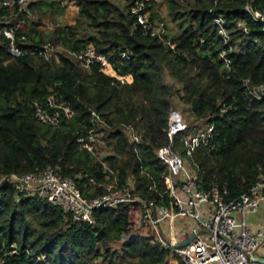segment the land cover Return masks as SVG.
I'll use <instances>...</instances> for the list:
<instances>
[{
  "label": "trees",
  "instance_id": "obj_1",
  "mask_svg": "<svg viewBox=\"0 0 264 264\" xmlns=\"http://www.w3.org/2000/svg\"><path fill=\"white\" fill-rule=\"evenodd\" d=\"M72 1L79 11L76 22L67 25L58 24L66 11L59 0L30 1L27 12L10 21H26L27 40L19 44L35 48L51 42L72 51L92 44L119 74L131 73L132 81L122 83L99 65L84 69L64 52L49 60L39 52L12 57L2 32L11 9L0 0V180L54 166L93 199L108 192L103 172L107 164L117 173L119 192H125L130 181L132 192L157 198L149 185L155 180L165 187L159 175L166 165L155 150L170 143L165 128L176 95L214 130L208 142H201L209 144L199 145L191 155L180 144L175 148L188 164L198 166L206 187L215 182L226 186L227 199L248 192L264 174V96L253 97L249 90L264 84V31L244 7L250 2L264 9V0H164L182 30L163 38L146 35L136 23L130 12L134 0H125V5L114 0ZM149 3L151 8L156 4ZM211 8L224 13L228 22L233 45L229 77ZM46 16L53 29L43 26ZM159 18L153 11L152 19ZM166 74L179 87L168 84ZM52 88L76 111L57 126L41 122L32 106L34 100L44 101ZM91 108L114 125L104 136V148L110 152L102 161L78 141L91 126ZM121 123L136 128L139 153ZM182 137L176 135L173 143H183ZM143 215L141 204L122 202L96 209L94 224L75 222L60 206L26 195L4 180L0 264H185L154 237L139 233Z\"/></svg>",
  "mask_w": 264,
  "mask_h": 264
},
{
  "label": "built area",
  "instance_id": "obj_2",
  "mask_svg": "<svg viewBox=\"0 0 264 264\" xmlns=\"http://www.w3.org/2000/svg\"><path fill=\"white\" fill-rule=\"evenodd\" d=\"M14 3L15 9L18 7L16 15L23 16L27 12L28 0H14ZM244 9L261 24L264 31V9L250 2ZM130 12L146 35L157 38L165 36L163 23L152 19L153 11L149 0H134L130 5ZM209 12L218 26L220 41L223 44L220 58L229 77L232 69L229 53L233 50V45L227 28L228 22L224 13L215 12L213 8ZM6 23L2 32L10 42L9 52L12 57L39 52L49 60L58 58V54L64 52L77 60L84 69L99 65L105 74L117 77L122 83L132 81L131 73L119 74L109 58L92 44L79 51H72L63 45H53L51 42H46L41 47H23L19 44L27 40L23 33L26 29L23 19ZM249 90L253 97L264 96V84L255 85ZM32 106L37 118L52 126H57L63 119H71L76 114L71 104L63 99L55 88L51 89L44 101L34 100ZM90 118L91 126L87 134L79 136V145L102 161L107 155L100 150L106 145L104 136L114 125L94 108L90 109ZM119 126L134 142L132 144L139 153L141 138L136 128L126 123ZM189 130L182 114L172 108L165 128L170 143L155 150L156 156L166 165V170L159 175L165 187L160 188L155 180L149 185V189L159 195L157 198L149 199L132 192L133 185L130 181L125 192H119L117 173L107 164H104L103 172L108 180L105 183L108 192L93 199L86 198L76 182L63 176L59 168L54 166H47L38 173H12L2 177L0 183L8 180L20 192L37 195L51 204L60 206L71 215L73 221L90 225L96 222V209L114 207L122 202H137L144 208L143 224L154 231V239L170 249L172 254L178 256L185 264H264V227H257L247 219L248 214L256 213L264 204V174L248 192L234 199H227L228 189L224 185L215 182L206 187L198 166L188 164L186 157L175 145H182L186 154L191 155L199 145L209 144L201 142H208L214 125L205 124L203 131L200 130L195 136L188 135ZM180 133L183 134V143H173L175 136ZM91 182H96L94 177H91ZM192 234H195V237L189 244L181 248L176 247Z\"/></svg>",
  "mask_w": 264,
  "mask_h": 264
},
{
  "label": "rangeland",
  "instance_id": "obj_3",
  "mask_svg": "<svg viewBox=\"0 0 264 264\" xmlns=\"http://www.w3.org/2000/svg\"><path fill=\"white\" fill-rule=\"evenodd\" d=\"M30 1H32V0H28V2H30ZM59 1L62 2V4L66 6V13L64 16H62L58 19V24L59 25H66V24H69V22H74L73 20H76V17L78 14V12L76 10L75 2L72 0H59ZM114 1L117 2L119 5H125V0H114ZM150 1L156 2V4H154L151 9H152V11H158L159 12V15L161 18L157 19V22L163 23L166 34H168V33H179L182 30V27L180 25V20H175L170 15L169 7H168L167 3L164 0H149V2ZM1 2L4 5H8L9 8L12 7V9L9 10L6 18L9 21H15V19L18 16L13 14V12H14L13 6H15L14 0H1ZM23 22L26 26L25 19H23ZM43 26L47 29H53L54 28V24L52 23V20H50L49 16H46L43 18ZM165 79H166L168 84L173 85L176 88L179 87V84L176 82V80L173 79L169 74L165 75ZM173 100H174V109H176L177 111H179L182 114L184 120L189 125L190 130L188 131V135L195 136V134L197 132H199L200 130L203 131V129L205 128L204 119L203 120L200 118L196 119V117L192 113L190 106L185 104V103H182L176 95L174 96ZM100 150L102 152H105L106 154H108L110 152L109 149L105 150L104 147L101 148ZM247 219L249 221V214H248ZM139 233H141L142 235L150 236V237L156 236L152 229L150 230L148 227H145V226L142 227V229L139 231ZM153 241L158 242L157 239H153ZM100 261L103 262L102 260H100Z\"/></svg>",
  "mask_w": 264,
  "mask_h": 264
},
{
  "label": "crops",
  "instance_id": "obj_4",
  "mask_svg": "<svg viewBox=\"0 0 264 264\" xmlns=\"http://www.w3.org/2000/svg\"><path fill=\"white\" fill-rule=\"evenodd\" d=\"M65 8H66V6H65ZM10 9H12V7H10ZM76 10H77V12L79 11V7L77 5H76ZM65 13H66V11H65ZM73 21L74 22H69V24H73L76 22V20H73ZM249 222L251 224L257 226V227H264V204L260 207V209L256 213H250L249 214Z\"/></svg>",
  "mask_w": 264,
  "mask_h": 264
},
{
  "label": "water",
  "instance_id": "obj_5",
  "mask_svg": "<svg viewBox=\"0 0 264 264\" xmlns=\"http://www.w3.org/2000/svg\"><path fill=\"white\" fill-rule=\"evenodd\" d=\"M195 237V234H192L188 239H186L185 241H183L182 243L176 245L177 248H181L184 247L185 245L189 244L192 239Z\"/></svg>",
  "mask_w": 264,
  "mask_h": 264
}]
</instances>
